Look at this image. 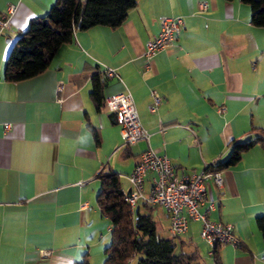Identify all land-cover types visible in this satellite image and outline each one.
Here are the masks:
<instances>
[{
  "label": "crops",
  "instance_id": "crops-1",
  "mask_svg": "<svg viewBox=\"0 0 264 264\" xmlns=\"http://www.w3.org/2000/svg\"><path fill=\"white\" fill-rule=\"evenodd\" d=\"M53 2L0 0V16L8 17L0 33V264H74L84 254L89 264H102L110 230L95 201L102 167L119 174L127 193V176L148 146L189 174L226 158L232 142L258 135L263 139L235 165L219 171L220 185H205L215 205L208 218L230 223L239 240L218 248V264H264L256 223L264 219V26L250 23L249 6L137 0L119 26L75 29L44 71L7 80L11 45ZM177 15L183 25L175 40L147 64L145 45L158 33L159 17ZM104 67L117 74L103 75L104 98L128 90L148 141L124 145L116 115L94 107L91 75ZM152 92L160 98L153 110ZM154 210L157 227L166 221L168 230L163 208ZM189 223L200 229L199 221Z\"/></svg>",
  "mask_w": 264,
  "mask_h": 264
},
{
  "label": "trees",
  "instance_id": "trees-1",
  "mask_svg": "<svg viewBox=\"0 0 264 264\" xmlns=\"http://www.w3.org/2000/svg\"><path fill=\"white\" fill-rule=\"evenodd\" d=\"M137 0H54L43 15L29 19L27 27L11 45L5 60L4 76L16 82L44 71L59 47L72 40L75 29H88L96 25L111 28L119 26ZM249 6L250 23L264 26V0H239ZM105 77L101 72L91 75L90 98L99 110L104 105ZM96 137V133H94ZM255 136L234 141L226 158L207 165L210 171L235 165L241 153L261 141ZM99 188L95 201L110 223L109 240L103 249L102 264H206L196 247L181 242L185 250L175 252L176 237H164L158 232L152 216L155 206L142 203L131 207L124 200L119 174L102 167L96 174ZM264 235V219L256 220ZM184 246V247H183ZM218 248L216 260L218 264ZM74 264H89L86 254Z\"/></svg>",
  "mask_w": 264,
  "mask_h": 264
},
{
  "label": "built area",
  "instance_id": "built-area-1",
  "mask_svg": "<svg viewBox=\"0 0 264 264\" xmlns=\"http://www.w3.org/2000/svg\"><path fill=\"white\" fill-rule=\"evenodd\" d=\"M202 10L207 8V2L200 3ZM14 6L8 7L11 13ZM160 29L158 33L149 39L145 45L144 58L147 64L151 59L167 45L171 44L183 25V18L177 16H160ZM8 27V17L0 16V33ZM102 74L105 77L117 76L115 70L104 67ZM61 89V82L57 90ZM153 106L158 104L160 98L152 92ZM60 100V99H59ZM104 106L116 115L120 125V136L124 145H134L139 141H148L149 133L141 125L131 93L124 90L109 94L104 98ZM9 124L5 123V128ZM204 165L203 169L189 174L178 173L170 158L165 154H159L151 147L142 150L138 159L128 174L130 191L124 193V200L135 207L138 202L147 203L152 206H160L167 214L170 235L177 236L187 232L191 221H199L200 238L206 245V257L210 264H217L216 249L231 245L237 247L239 240L233 232L230 223L210 220L208 211L213 210L215 205L208 200L206 181L213 180L217 185L221 184L219 171H210ZM149 175V187L144 188V182ZM204 206V210L201 207ZM43 254L47 255L48 251ZM209 264V263H208Z\"/></svg>",
  "mask_w": 264,
  "mask_h": 264
},
{
  "label": "rangeland",
  "instance_id": "rangeland-1",
  "mask_svg": "<svg viewBox=\"0 0 264 264\" xmlns=\"http://www.w3.org/2000/svg\"><path fill=\"white\" fill-rule=\"evenodd\" d=\"M152 216L153 218L156 217L158 218V216H156V212L154 209H152ZM162 220V219H161ZM165 224L166 221L162 222L161 225H158V232L163 235L164 237H170L171 235L169 234L168 230L165 229ZM188 233L186 234H181L180 237H176L175 241H176V248H175V252H179L182 250H185L186 248H182L181 247V242L180 241H184L186 243H189L191 247H196L197 251L199 252V255L201 257V259L205 262V263H211L210 259L206 257V245L205 243L202 241V239L200 238L199 235V224L198 223H189L188 224Z\"/></svg>",
  "mask_w": 264,
  "mask_h": 264
},
{
  "label": "water",
  "instance_id": "water-1",
  "mask_svg": "<svg viewBox=\"0 0 264 264\" xmlns=\"http://www.w3.org/2000/svg\"><path fill=\"white\" fill-rule=\"evenodd\" d=\"M127 195L129 194V191H127V193H126Z\"/></svg>",
  "mask_w": 264,
  "mask_h": 264
}]
</instances>
